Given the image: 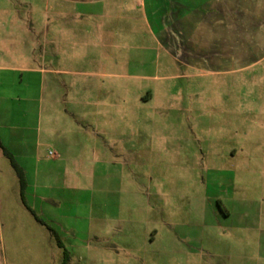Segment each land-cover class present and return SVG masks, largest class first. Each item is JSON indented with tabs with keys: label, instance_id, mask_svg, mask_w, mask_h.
<instances>
[{
	"label": "rangeland",
	"instance_id": "obj_1",
	"mask_svg": "<svg viewBox=\"0 0 264 264\" xmlns=\"http://www.w3.org/2000/svg\"><path fill=\"white\" fill-rule=\"evenodd\" d=\"M197 1L0 0V65L50 70L25 201L70 264H264V0ZM1 151L0 264H62Z\"/></svg>",
	"mask_w": 264,
	"mask_h": 264
},
{
	"label": "crops",
	"instance_id": "obj_2",
	"mask_svg": "<svg viewBox=\"0 0 264 264\" xmlns=\"http://www.w3.org/2000/svg\"><path fill=\"white\" fill-rule=\"evenodd\" d=\"M67 1L86 5L97 2V0ZM240 1V5L236 4L234 9L229 10L231 17L239 20L249 18L252 23L253 21L255 23V20L259 17L257 7H253L248 1H244L246 4L243 7V0ZM176 3L180 5V7L177 6L178 13L188 19L192 17L195 8H202L197 4V0H176ZM184 4H186V9H183ZM141 5H143L142 2ZM203 10L208 11V9ZM226 12V9L221 10L219 8L218 13L215 11L212 14V18H214L212 23L214 22V26H218L220 30L226 28ZM202 17H211V15L203 13ZM186 48L187 52H190V54H187L188 63H192L193 58L191 55L196 51H201L202 60L200 62L205 60L204 55L206 53L204 51L206 47L203 44L188 41ZM16 64L11 67L0 65V72H11L10 75L0 73V144L13 154L25 173L27 187H29V174L23 165H31L39 159L40 127L35 121L34 104L36 100L41 99L43 96L46 75L49 74L50 70L42 66L36 67L35 61L29 59L26 62H17Z\"/></svg>",
	"mask_w": 264,
	"mask_h": 264
},
{
	"label": "trees",
	"instance_id": "obj_3",
	"mask_svg": "<svg viewBox=\"0 0 264 264\" xmlns=\"http://www.w3.org/2000/svg\"><path fill=\"white\" fill-rule=\"evenodd\" d=\"M0 149L2 150L3 155L10 161L11 166L13 167V169L15 170L17 177L19 179V183H20V192H21V197L22 200L24 202V204L26 205L27 209L33 214L34 218L36 219L37 222H39L40 224L44 225L47 227V229L49 231H51L52 235L55 237L56 241H57V245L63 249V260H62V264H70V260H71V256L69 251L65 248V246L63 245L62 241L60 240L59 236L57 235V233L50 228V226L46 225L45 222H43L41 219H39L35 213L33 212V210L27 205L26 201H25V191L27 188V180L25 177V173L23 171V169L19 166V164L17 163V161L15 160L13 154L7 150L6 148H4L1 144H0Z\"/></svg>",
	"mask_w": 264,
	"mask_h": 264
}]
</instances>
